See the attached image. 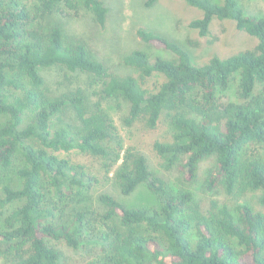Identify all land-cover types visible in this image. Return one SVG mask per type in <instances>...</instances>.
I'll return each mask as SVG.
<instances>
[{"label":"trees","instance_id":"trees-1","mask_svg":"<svg viewBox=\"0 0 264 264\" xmlns=\"http://www.w3.org/2000/svg\"><path fill=\"white\" fill-rule=\"evenodd\" d=\"M33 1L30 8L0 0V172L11 169L19 180L0 189L2 264H62L54 241L71 248L100 243V253L83 264H264V212L247 202L213 201L202 211L191 189L175 186L143 153L125 147L100 100H122L127 126L143 121L154 128L162 115L167 119L171 138L153 143L165 169L175 166L193 181L200 162L213 157L204 178L209 190L257 191L264 206V152H256L264 146V14L249 13L239 0H183L201 11L187 22L200 36L210 33L213 19H227L256 45L195 64L180 41L140 26L137 37L167 54L131 50L122 61L134 76L110 74L83 40L66 42L53 17L84 8L102 27V0ZM54 66L98 83L99 99L79 87L51 93L41 71ZM154 74L163 81L145 87ZM234 78L240 100H224L220 94ZM73 151L99 159L102 173L74 161ZM100 179H114L122 195L145 185L157 204L127 206L105 192L91 207L88 191Z\"/></svg>","mask_w":264,"mask_h":264},{"label":"rangeland","instance_id":"rangeland-1","mask_svg":"<svg viewBox=\"0 0 264 264\" xmlns=\"http://www.w3.org/2000/svg\"><path fill=\"white\" fill-rule=\"evenodd\" d=\"M102 1L108 8L106 22L102 27L92 21L90 12L84 8H79L77 12L71 10L69 15H56L53 17L62 25L65 41L83 40L92 54L105 63L110 74L138 76L136 70L125 65L122 61V57L133 49L143 48L151 54H167L165 51L148 46L137 37L136 29L140 26L157 30L180 41L189 50L195 64H203L213 55L221 58L228 57L245 49L253 48L257 43L256 37L244 30L237 29L234 21L227 19H213L210 25V33L207 36H200L196 30L187 27V22L192 18L201 16V11L188 5L183 0H157L151 6H146V0ZM22 2L30 8L34 5L33 0H22ZM239 2L247 8L249 13L264 14V0H239ZM42 22L46 25L44 21ZM41 73L44 75L51 93L71 91L79 87L88 94L91 101L99 99L97 93L100 89L99 84H91L88 76L83 73L69 72L57 66L44 69ZM163 79L162 75L154 74L144 78L143 85L153 89ZM237 84L238 79L234 78L228 89L221 92L220 96L224 100H240L237 94ZM100 100L116 126L125 147H132L143 153L148 160L149 167L158 175L168 178L175 186L191 189L202 211L209 209L210 202L213 201L219 206L227 204L229 207L236 203L247 202L254 210L264 212V206L257 201V191L247 190L241 192L235 190L233 193L228 194L222 189L221 185L212 190L206 187L204 178L207 175L208 168L213 165V157L200 162L197 177L193 181H185L184 175L175 166L168 170L165 169L161 165V158L153 148L155 141H166L171 138L167 119L163 115L154 128L147 127L143 121H135L127 126L123 121L127 112V105L122 100L112 98ZM69 116L71 115L67 112L63 119L67 120ZM4 119L5 117L0 115V123ZM263 150L264 146L256 152L263 155ZM64 154L61 153L60 155ZM69 157L74 161L85 164L94 174L102 173L97 158L75 151L69 153ZM18 163L19 160H16V164ZM17 178L11 169L1 171L0 189L2 183L17 186L19 183ZM105 192L112 194L127 206L137 207L157 204L156 199L145 185L138 186L129 195H122L114 179H109L107 182L100 179L98 182H94L88 191L90 206L98 207L96 196ZM53 244L63 252L62 264H83L101 251L100 243L94 242L83 241L77 248H71L63 242L54 241ZM2 263L0 261V264Z\"/></svg>","mask_w":264,"mask_h":264}]
</instances>
